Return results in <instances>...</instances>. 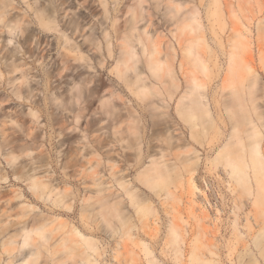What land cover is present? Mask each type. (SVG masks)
Returning a JSON list of instances; mask_svg holds the SVG:
<instances>
[{
  "label": "rangeland",
  "instance_id": "374dc122",
  "mask_svg": "<svg viewBox=\"0 0 264 264\" xmlns=\"http://www.w3.org/2000/svg\"><path fill=\"white\" fill-rule=\"evenodd\" d=\"M8 1L0 20V251L1 242L23 227L44 226L43 236L35 235V246L16 248L12 255L1 252L0 264H20L24 256L34 257L30 253L35 250L36 264H90L87 259L96 264H263V253L253 241L258 228L250 211L253 195L230 177L222 162L211 164L231 129L224 108L221 119L212 108L216 125L199 127L191 135L175 109L184 78L196 76L204 83L207 101L215 95L229 99L230 88L243 79L248 106H258L253 112L264 110V0H221L222 20L208 15L206 3L203 7L198 0H185L187 7L196 4L198 10L201 25L191 35L204 41L196 48L212 61L204 70L188 58L180 69V51L173 56L177 87L167 107L160 106L167 102L161 100V84L145 66L144 56L136 65L149 76L146 83L156 86L155 95L141 99L137 84L128 83L135 78L131 70L119 77L126 71L116 68L120 38L86 30L62 34L61 22L68 25L77 14L82 23L96 21L82 10L75 13L78 3H72L71 16L59 21L58 30H47L40 19L48 11L62 17L61 10H52L51 3L58 1ZM157 11L159 20L150 26L157 28L153 38L162 50L169 44L177 47L168 29L173 27L170 12ZM104 25L109 27L110 20ZM134 44L139 49L140 43ZM229 50L240 79L221 89ZM128 124L134 132L127 130ZM260 130L264 148V126ZM161 154L175 170L165 187L155 191L136 177ZM195 159L197 169L188 175L187 164ZM32 179L42 182L43 192L32 186ZM119 181H125L133 197ZM106 201L112 206L107 220ZM258 219L264 222V211ZM64 238L67 251L60 245ZM256 241L263 246L264 235Z\"/></svg>",
  "mask_w": 264,
  "mask_h": 264
},
{
  "label": "bare ground",
  "instance_id": "6f19581e",
  "mask_svg": "<svg viewBox=\"0 0 264 264\" xmlns=\"http://www.w3.org/2000/svg\"><path fill=\"white\" fill-rule=\"evenodd\" d=\"M51 1H58V3L56 2L51 3V6H52V10L55 12L57 10H61L60 14H62V17L57 18V16L53 15L51 11H48L46 13V17L43 19L41 18L39 23V25L42 26L44 29L58 30L57 26L59 25V21H62L63 18L65 17L67 18L71 16V15L69 16L71 12L70 11L71 5L73 2H75L78 3L79 5L78 11H75V13H78L79 11L82 10L85 13L87 12L96 21L92 22L91 24L90 23L88 24L87 22L82 23L81 21L78 20L81 14L80 15L77 14L76 17H74L75 16L74 15L73 16L74 18L71 17L69 20L70 25L69 24L65 25L63 22H61L62 26L61 28H59V30L62 31L63 35L66 36V31H69L70 33H75L86 30V32L89 35L98 34V35H102L104 38H106L107 36L114 35V37L116 36L117 40L119 38L121 39L117 44L118 56L116 58L117 59L116 68L119 65H121L124 66L126 71H124V73L121 72L118 75H120L119 77H121L128 70H131L132 72L135 73L134 80L133 81L129 80L128 83L129 85L130 83H132L133 85L137 84L136 92L139 93L142 100L147 99L149 95H155L152 89L155 88L156 86H154V83L152 81H150V83H146V79L149 76H147L142 69L137 68L136 63L139 61L140 57L142 58V56H144L143 62H145V66L150 71V74L155 79L158 80V83L161 84V91H159V94L162 95L161 100L165 101L166 99L167 103L163 102L160 106H165V107L168 106V100L172 98L173 93L175 91V87H177V83L175 81L176 76L174 74V68H173L174 55L178 54L179 51L181 53V59L179 60L180 69L183 65H186L184 64V60L188 58L191 61V63H193L195 66H199L201 69L204 70L207 69L208 66H210V63L212 61L210 59V56L208 58H205L196 48L200 43L204 41V37L198 35L196 36L191 35L193 32L199 29L201 24L198 18V10L195 8L196 4H194L191 7H187L186 3L188 1L186 2L185 0L183 1L157 0L156 2H154L153 0H136V2L134 3H131L130 0H51ZM198 1L199 4H201V6L203 7L204 4L206 3L205 6H207V10H208L207 13L209 16H215L219 20L223 19L224 14L222 11L223 6H221L222 3L221 0H207V2L206 0H198ZM9 5H11L10 1L0 0V8H2V12H0V20H2L3 15L6 13L5 10ZM94 6L100 8L99 12H95ZM159 9H164L166 10V12L169 11L171 17L173 18L172 21L173 27H170L168 29L172 33V36L176 38L177 47L174 44H169L166 45L165 48H163L162 50L158 44V41L155 38H153L154 33L157 32V28L153 29L152 27V29H150V26L155 24V20L157 18L159 20V15L157 14L158 12L157 10ZM107 20H110L109 27L107 25H104V22H106ZM118 20L120 22L117 23ZM140 21H143V24L138 26L137 23H139ZM94 24H96L97 26H95ZM158 38L160 39V37ZM135 40L138 43H140L139 49L138 48L136 49V45L134 44ZM107 45H109V41H107ZM210 45L207 44L208 52L209 55H213L211 53L212 50ZM232 46L235 47L234 44H232ZM107 51H108V55L111 56L112 50L109 47H107ZM207 62H209V64H207ZM212 63L218 68V70L220 69L218 61L214 60ZM235 73H236V60L234 59V52L233 50H229L228 59H227V70L225 71L222 77V81L220 84L221 89L232 86L229 84L231 83L233 84L232 82L233 80L236 83L238 82L240 78L238 74L236 73L237 74L236 75ZM239 82H240L239 86L235 85L234 87L230 88L231 92L229 99L221 100L217 98V96L215 95L214 97L212 96L211 100L207 101L204 93L201 91V88H204V83L198 81V78L196 76L185 77L184 78L185 88L178 96L175 112L179 117V120H181L184 126H186V128L188 129L191 135L192 131H194L199 127H202V129H204L211 126L212 124L216 125V121L213 118L212 108L214 110L215 115L219 119H221V117L224 115V111L222 107L224 108L229 120V121L226 120V123L227 124L229 123L231 125L230 126L231 129L228 134V138L221 145L216 156L211 160V164L215 166L217 162H222V166L226 168L227 173L230 175V177L233 178L235 181L244 184L247 193L253 195L252 205L250 208V211H252L253 213L251 217L256 222H258L257 223L258 225L255 224L258 228H257V232L254 233L253 241L255 246L259 247L258 250L262 252L264 256V245L259 246L258 245L259 242L256 241L258 239L260 240V237L264 235L263 234L264 222L258 219L259 216L264 211V148L260 145L263 136V132L260 130V126H264V110L253 112V109L254 110L257 109L258 106L257 105H251V107L248 106L249 102L248 100L245 99L242 92V89L244 87L243 79L239 80ZM253 83H255V78L252 80V84ZM211 104L212 106H210ZM144 108L145 106L142 107V109ZM167 114L168 116L174 118L176 115L175 114L171 116V111L170 112L167 111ZM130 116L131 114L128 115L129 118ZM179 120L176 119L177 123H180ZM132 126L133 125L128 124L127 130L134 132L133 130L134 127ZM188 141L190 142V139H188ZM163 156L164 154H161L159 157L152 158L149 164L146 165L142 171L138 172V176L136 177L142 183L147 184L148 187L155 189V191L159 189H163L165 187L167 183V179L172 176L173 174L172 171L175 170L172 164L166 162V160L160 159ZM187 165L188 166L186 167V171L189 173L188 175H193L194 170L197 169V160L195 159L192 162H189ZM198 175L200 176V173H197V175L195 176ZM251 178H253V182H254L253 185L255 186V187L253 186V189H251V181H250ZM30 183L34 188L43 192L44 185L42 184V182L38 181L37 179H32V182ZM118 183L119 185H121L126 189V192L130 197L134 196L133 192L129 191L131 189L129 190L127 189L125 181H119ZM201 200H203V198H201ZM103 206L105 210L103 213V217L105 220H107L106 214L107 215L111 214L110 209L112 208V206L108 203V201L103 202ZM114 214L118 218H120V209L118 207H114ZM204 218H206V216ZM248 218H250V216ZM43 226L44 225H41L36 229L30 228L28 230H25L26 227H23L22 228L23 231L20 230V232L9 235L1 242L2 250L0 251V253L5 252L9 255H12L16 248L22 247L27 244L29 245L31 244L35 246L36 245L35 235L41 237L43 236ZM16 236L21 237V240L15 239ZM80 236L83 237L82 234H80ZM84 242L89 247L88 244L89 240L84 239ZM60 245L63 247L65 251H67V249L70 248L65 238L62 239ZM250 246L251 245L249 244L245 245V247L248 249L251 248ZM90 250L95 251L96 247L92 246L90 247ZM37 254L38 252L36 250L32 251L30 255L34 257H32L31 259L30 258L25 259L24 256L20 264H36ZM87 261L90 264H96V260L87 259Z\"/></svg>",
  "mask_w": 264,
  "mask_h": 264
}]
</instances>
